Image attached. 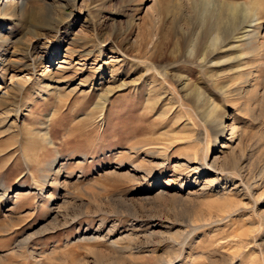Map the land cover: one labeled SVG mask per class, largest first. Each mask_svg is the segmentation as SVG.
Returning <instances> with one entry per match:
<instances>
[{"label":"rangeland","instance_id":"rangeland-1","mask_svg":"<svg viewBox=\"0 0 264 264\" xmlns=\"http://www.w3.org/2000/svg\"><path fill=\"white\" fill-rule=\"evenodd\" d=\"M4 1L0 264H105L94 250L122 264H264V49H247L240 73L232 61L210 67L231 69L217 79L195 60H178L181 35H192L182 16L192 0H158L167 11L152 28L144 15L150 0H49V10L14 18L1 10ZM227 1L252 5L264 35V0ZM134 15L133 39L162 33L156 59L164 70V77L149 71L137 89L132 82L143 69L132 68L133 39L115 49ZM171 35L182 42L174 45ZM96 63L106 65L93 78ZM250 70L254 86L236 94ZM174 72L188 74L190 90L201 86L217 114L249 132L239 166L219 159L222 169L211 167L221 149ZM15 74L22 86L10 83ZM51 83L59 90L48 91ZM223 85L235 95H221Z\"/></svg>","mask_w":264,"mask_h":264},{"label":"bare ground","instance_id":"bare-ground-1","mask_svg":"<svg viewBox=\"0 0 264 264\" xmlns=\"http://www.w3.org/2000/svg\"><path fill=\"white\" fill-rule=\"evenodd\" d=\"M150 1H151V5L148 4L149 6L146 8L144 15L146 16L145 19L148 21L147 24L150 23L149 28H152L153 23L155 21H157L156 20L157 16L159 19L163 10L167 11V9L163 8V10L161 12L160 3L158 2V0H150ZM140 4H144V3H142V1H141ZM189 4L191 5L190 8H187V10H185V14L183 13L182 16H184V20H185L184 22H186V24L188 25V27L186 25V27H187L186 32H188V33L192 32V35H181V37H183L185 39L184 40L185 46H184V49L182 51V54L180 51V56H178V58H179L178 60L184 61V60H182L183 58L186 60H193V61L195 60L198 62V64L202 68L201 70L207 69V75L209 77H210V75H212L213 78L219 79L221 77L228 75L230 73L231 69L230 68L229 69L219 68L218 70H211L210 71L209 70L210 67H215V66L219 67L221 65L225 66L229 62L232 61V62L237 64V66H235L233 68V72L238 73L240 70V66L243 64L244 57L247 56V51H246L247 49L250 50L251 55L259 54L264 49V35L262 33V29L256 28L257 24H258L257 21L259 20L258 15H257L258 12L256 13L255 8L252 5H249V3L248 4L246 2L245 3H241V2L240 3H233V2H228L227 0H192L191 3H189ZM185 5H187V4H185ZM51 6L52 5H51L49 0H28L27 2H22L21 4H20V2H17L16 0H6V1L2 2L1 10L3 11L4 14L12 15L14 18L15 16H17V17L23 16L26 12H31L33 14H39L40 12H42L43 9L49 10L51 8ZM168 9H169V7H168ZM170 9H171V7H170ZM137 10H136V13H137ZM172 10H174V9H172ZM179 11H180V9H179ZM182 12H183V10H182ZM178 14H179V12H178ZM135 16L136 15H134L132 17V19L129 21V25L127 27V31L125 34L126 36L123 38L121 44L118 45L119 47L115 48L118 51H121L122 50L121 48L123 47V45L125 43L127 44V42H129L133 39V34L135 33L136 28H137ZM138 20H139V18H138ZM161 22L163 23L164 21L162 20ZM245 22H248V24L244 25ZM176 26L180 30L183 29V27H181L180 24L176 25ZM57 30L59 31V29H57ZM33 32H34V35H37L40 37L43 35L45 36V32L43 31V27H35ZM1 34H2V32H1ZM161 35H162V33H161ZM161 35H150V32H149V35L136 36L132 40L131 47H132V50L134 51L133 61H132L133 67L132 68H134V70H135V69H137L136 67L141 66L143 69V71H141L140 73L135 72L136 75H135V78L132 82L135 88L140 81H147L146 76H147L148 72L151 70H153L155 72V75H157L158 77L162 76L164 74V70L162 69V65L159 62H157L158 58L156 59V57H157L156 55H158L157 53L161 49V43H162V36ZM0 38H4V36H0ZM168 40H171L174 43V45H178L180 43V41L183 39H181L178 35H171L170 37H168ZM179 47H180V45H179ZM102 48H100V50H99V55L102 54V51H103ZM112 49H114V48L112 47ZM230 51H235V54L230 56ZM161 52L162 51H160V53ZM88 53L89 52H87L85 54L86 57L88 56ZM161 54H163V53H161ZM177 54H178V52H177ZM218 54H219V56H217ZM171 59H173V58H171ZM115 61H117L116 58L111 59L109 62L114 63ZM61 63L64 64L65 62L62 61ZM257 63L261 64L260 57H258ZM63 64L60 65L61 69L64 68ZM105 65H106L105 63H102V64L96 63L94 66L91 67L93 74H94L93 78H95L96 74H98V73L100 74L103 71V69L105 68ZM141 67H139V68H141ZM250 71H249L250 73L244 72V74L247 77L241 81V83H243L244 85L239 87V91L236 94L245 96L251 91L252 87L254 86V81L257 78V74L254 73V71H252V70H250ZM42 72L47 74L48 68L45 67L44 71H42ZM176 72L173 73V76L177 78V81L179 82V84L181 86V91L183 93V96L185 98H192V101L196 103V106L201 107V108H199L201 110L200 111L198 110V112H199L200 116L202 117V119H205L207 121L208 125L212 128V131L214 134L215 148L221 149L219 152L222 153L221 154L222 158H218V156L217 157L215 156L214 159L211 161V164H210L211 167H213L215 170H218L219 168H221V166L219 164V162L221 160H219V159H222V162H223L222 167L224 165L225 166L230 165V166H232V168H236L237 165L239 164L238 157H240V159H241V154H240V156H237L238 155L237 151L239 150L238 152L244 153L246 143L250 139L249 138V132L246 131L245 128L240 123H237V122L231 123L230 122L231 118L228 117L229 116L228 114H223L222 116L217 114V106L211 100L210 95H207V93H205L204 89L201 88V86H199V85L198 86L195 85L196 87L194 89L190 90L189 87L192 83L189 85V83L187 81L188 76H186V75H188V74L182 75V74H177ZM241 72H243V71H241ZM241 75H242V73H241ZM163 77H164V75H163ZM151 78H153V76H151ZM23 80H17L16 74H15L11 77L10 83L13 86H15V85L22 86ZM152 80L150 82H152ZM209 81H211V80H209ZM226 85L220 86L219 93H221V95H224V96H226L228 93L235 95V93L234 94L231 93L229 88L225 87ZM47 86H48V89H47L48 91L55 92V91L59 90V87L57 85H54L53 83H51ZM110 86L111 85L108 86V91H109L108 93L112 92L111 87L114 85H112L111 87ZM156 88H158V87H156ZM156 97H158V96H156ZM106 100H107V95H103L102 96V104H104ZM158 100H160V98H158ZM259 100H260V98H259ZM154 103H155V101H154ZM157 103H160V101H157ZM251 108L246 105V106H243L241 109L243 111H245L247 114H250V112H253V109H251ZM58 163H59L58 160H55L54 164H58ZM213 168H211V169H213ZM192 169L196 170L197 172L202 170L200 165H196ZM112 243L115 245L117 244L115 240ZM116 247H118V246H116ZM119 247H120V245H119ZM121 247H122L121 250L126 249V248H123L124 246H121ZM94 252H95V254H97L100 257V259H101L100 261H102L105 264H122L120 260L111 259V257L108 258V257H106L105 254H103L100 251L94 250ZM150 263H152V262H150Z\"/></svg>","mask_w":264,"mask_h":264}]
</instances>
